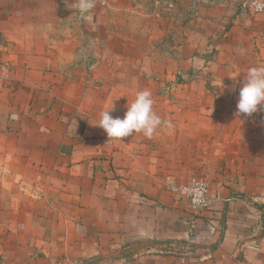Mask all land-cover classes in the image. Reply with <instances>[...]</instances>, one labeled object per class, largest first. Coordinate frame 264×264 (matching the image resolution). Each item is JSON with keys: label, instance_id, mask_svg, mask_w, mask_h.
Returning <instances> with one entry per match:
<instances>
[{"label": "crops", "instance_id": "0c3cea01", "mask_svg": "<svg viewBox=\"0 0 264 264\" xmlns=\"http://www.w3.org/2000/svg\"><path fill=\"white\" fill-rule=\"evenodd\" d=\"M240 5L0 0V264H264V136L206 148L219 104L193 101L252 28L264 59V13ZM240 20L246 37L222 38ZM142 90L161 126L109 142L100 113L122 119ZM196 176L208 210L169 190Z\"/></svg>", "mask_w": 264, "mask_h": 264}, {"label": "rangeland", "instance_id": "374dc122", "mask_svg": "<svg viewBox=\"0 0 264 264\" xmlns=\"http://www.w3.org/2000/svg\"><path fill=\"white\" fill-rule=\"evenodd\" d=\"M241 8H243L245 12L257 14L250 8L243 6H241ZM262 13H264V11ZM241 23H243V20L230 25L226 24L222 38L234 39L246 37L242 36L241 32H236V29H234L236 24L239 26ZM256 23L257 20H253L254 26H256ZM258 31L259 30L256 28H252L249 31L247 36L252 39L248 41L249 45H239L236 47L239 62L232 63L233 76H227L228 73L224 72V68L219 69V63H217L216 68L202 79L203 85L206 88L205 91L208 94L205 95L202 93L193 96V101L195 102L219 104L216 109L218 125H216L217 120H214V127L212 128L214 135L217 136V141L216 139L214 140L215 136H212L210 139L206 140V143L204 142V144H208V146H205L206 148L215 147L223 152L237 150L241 147L252 148L253 146V148H255L254 145L260 144L261 142V138L257 140L259 143L256 142V135L259 134L264 136V107L258 108V111L251 116L237 115L239 90L243 86L244 76L247 75L249 68L264 66V59L258 61L256 58V53L261 52L260 47L257 46L258 42H255V39H257L256 33ZM212 51L213 53L217 52V50ZM181 77V75H178L176 78H173L167 86L168 95L170 93V97H175L176 93H178L176 88L172 90V86L181 83L183 81ZM188 79H190V77ZM252 118L254 119L252 120ZM225 124L227 125L228 132L225 131ZM230 135L231 137H229Z\"/></svg>", "mask_w": 264, "mask_h": 264}, {"label": "clouds", "instance_id": "9594fccd", "mask_svg": "<svg viewBox=\"0 0 264 264\" xmlns=\"http://www.w3.org/2000/svg\"><path fill=\"white\" fill-rule=\"evenodd\" d=\"M78 10L82 17H87L95 7V0H77ZM152 94L149 90L138 91L131 103L127 102L124 117L113 118L110 112L102 111L97 127L104 130L109 138L121 140L136 132L151 138L161 126V118L153 110ZM264 107V66L251 67L244 76L243 86L239 90L237 115L251 116Z\"/></svg>", "mask_w": 264, "mask_h": 264}, {"label": "built area", "instance_id": "2783aa9c", "mask_svg": "<svg viewBox=\"0 0 264 264\" xmlns=\"http://www.w3.org/2000/svg\"><path fill=\"white\" fill-rule=\"evenodd\" d=\"M241 6L250 8L255 13H262L264 0H241ZM169 190L185 197L194 209L204 211L211 207L210 184L205 177L196 176L184 183L171 182Z\"/></svg>", "mask_w": 264, "mask_h": 264}]
</instances>
